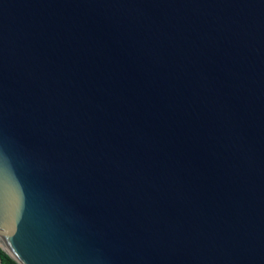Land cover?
<instances>
[{
	"label": "water",
	"instance_id": "95a60500",
	"mask_svg": "<svg viewBox=\"0 0 264 264\" xmlns=\"http://www.w3.org/2000/svg\"><path fill=\"white\" fill-rule=\"evenodd\" d=\"M0 242L264 264V0H0Z\"/></svg>",
	"mask_w": 264,
	"mask_h": 264
},
{
	"label": "trees",
	"instance_id": "16d2710c",
	"mask_svg": "<svg viewBox=\"0 0 264 264\" xmlns=\"http://www.w3.org/2000/svg\"><path fill=\"white\" fill-rule=\"evenodd\" d=\"M0 258H1V264H18L15 260H13L9 255H7L1 249H0Z\"/></svg>",
	"mask_w": 264,
	"mask_h": 264
},
{
	"label": "rangeland",
	"instance_id": "374dc122",
	"mask_svg": "<svg viewBox=\"0 0 264 264\" xmlns=\"http://www.w3.org/2000/svg\"><path fill=\"white\" fill-rule=\"evenodd\" d=\"M0 246H3L1 242H0Z\"/></svg>",
	"mask_w": 264,
	"mask_h": 264
},
{
	"label": "bare ground",
	"instance_id": "6f19581e",
	"mask_svg": "<svg viewBox=\"0 0 264 264\" xmlns=\"http://www.w3.org/2000/svg\"><path fill=\"white\" fill-rule=\"evenodd\" d=\"M5 248V247H4Z\"/></svg>",
	"mask_w": 264,
	"mask_h": 264
}]
</instances>
